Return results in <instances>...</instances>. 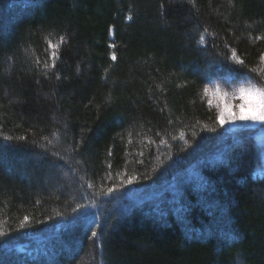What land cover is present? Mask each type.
<instances>
[{"label": "trees", "instance_id": "16d2710c", "mask_svg": "<svg viewBox=\"0 0 264 264\" xmlns=\"http://www.w3.org/2000/svg\"><path fill=\"white\" fill-rule=\"evenodd\" d=\"M262 55L264 0H0V264H264V125L204 91Z\"/></svg>", "mask_w": 264, "mask_h": 264}, {"label": "snow or ice", "instance_id": "6c2138e0", "mask_svg": "<svg viewBox=\"0 0 264 264\" xmlns=\"http://www.w3.org/2000/svg\"><path fill=\"white\" fill-rule=\"evenodd\" d=\"M207 31V29H205ZM200 40L203 41L204 37L201 35ZM65 42V37H60V43L53 44L50 40L48 41L49 48L53 49L51 52V58L53 62L57 57L56 49L59 48L60 44ZM231 57L238 63L240 66L245 65V61L242 60L233 49L231 52ZM113 59H116L115 54H113ZM261 59L264 60V55L261 56ZM39 62V61H38ZM54 66L49 65L48 63L44 64L45 68ZM205 92L208 91L207 88L204 89ZM239 96V103L233 106L231 103H224L222 107H220L218 114L216 115V121L220 126H224L226 123H234L236 121H254L260 122L264 124V75H262L257 83H249L247 85L242 84L237 90ZM217 92H219V88L217 87ZM227 96V93L224 94ZM211 104V102L209 101ZM235 108V110H234ZM216 129H212L215 131ZM55 135V134H54ZM10 139V138H9ZM47 139V138H45ZM49 144L52 143L51 140L48 141ZM55 155L59 156V153H55ZM61 159H65L66 163L67 158L61 157ZM137 177L135 175L127 177V179L121 178V182L118 185H113L112 187L107 188V192L103 193L104 195L119 191L127 184H132ZM92 187L91 184L88 185ZM84 207L83 205H77V208ZM75 211V209H74ZM29 220V217L25 216L24 221ZM24 226V222H21V227ZM5 235L0 232V236ZM97 233L95 231L92 232V236L95 237Z\"/></svg>", "mask_w": 264, "mask_h": 264}, {"label": "rangeland", "instance_id": "374dc122", "mask_svg": "<svg viewBox=\"0 0 264 264\" xmlns=\"http://www.w3.org/2000/svg\"><path fill=\"white\" fill-rule=\"evenodd\" d=\"M242 84L247 85L249 83H240V84H222L220 86H210L208 89V95L211 101V104L218 110L223 106L224 103H231L233 106L238 104L239 96L236 91ZM217 87L219 88V92H217ZM227 93V96L224 94ZM235 110V108H234ZM262 125L260 122L254 121H236L234 123H226L224 125L228 130H236L240 128H258V126ZM264 125V124H263Z\"/></svg>", "mask_w": 264, "mask_h": 264}, {"label": "bare ground", "instance_id": "6f19581e", "mask_svg": "<svg viewBox=\"0 0 264 264\" xmlns=\"http://www.w3.org/2000/svg\"><path fill=\"white\" fill-rule=\"evenodd\" d=\"M216 86V85H215Z\"/></svg>", "mask_w": 264, "mask_h": 264}]
</instances>
